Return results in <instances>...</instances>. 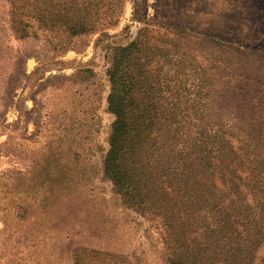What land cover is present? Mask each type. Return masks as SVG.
Here are the masks:
<instances>
[{"label": "rangeland", "instance_id": "rangeland-1", "mask_svg": "<svg viewBox=\"0 0 264 264\" xmlns=\"http://www.w3.org/2000/svg\"><path fill=\"white\" fill-rule=\"evenodd\" d=\"M5 8L0 0V264H71L76 245L103 251L105 264H168L156 225L103 176L113 117L98 35L64 49L18 40ZM156 21L187 27L167 35L194 60L201 123H222L233 140L247 135L234 146L264 154V0H128L108 33ZM65 182L70 208H49ZM254 264H264V243Z\"/></svg>", "mask_w": 264, "mask_h": 264}, {"label": "trees", "instance_id": "trees-1", "mask_svg": "<svg viewBox=\"0 0 264 264\" xmlns=\"http://www.w3.org/2000/svg\"><path fill=\"white\" fill-rule=\"evenodd\" d=\"M1 1L15 39L64 49L98 35L113 117L103 176L127 209L156 225L168 264H254L264 243V154L234 146L247 135L233 140L222 123H201L194 60L167 35L185 24L156 21L134 34L125 26L118 35L108 31L120 25L128 0ZM59 191L49 208L64 211L68 183ZM66 255L71 264H105L107 256L83 245Z\"/></svg>", "mask_w": 264, "mask_h": 264}]
</instances>
